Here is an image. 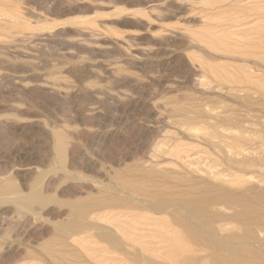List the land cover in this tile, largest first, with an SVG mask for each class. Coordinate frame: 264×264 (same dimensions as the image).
<instances>
[{"label":"rangeland","instance_id":"rangeland-1","mask_svg":"<svg viewBox=\"0 0 264 264\" xmlns=\"http://www.w3.org/2000/svg\"><path fill=\"white\" fill-rule=\"evenodd\" d=\"M256 11L264 12V0H0V184L11 181L24 195L40 178L37 188L48 199L26 210L15 206L17 194L0 196V264H53L41 248L68 219V201L98 198L110 187L128 196L109 183L117 170L161 162L175 170L182 161L225 172L208 143L214 133L241 137L247 151L263 149L264 103L255 104L263 101L252 95L247 104L203 68L254 73L263 82L264 68L200 39L207 30H240ZM182 106L194 112H172ZM224 111L239 124L220 125L214 116ZM55 132L67 137L62 165L52 149ZM247 177L264 187L262 171ZM127 208L103 205L89 220L112 231L125 254L94 230L67 238L70 249L90 264H139L131 253L140 246L130 239L143 220L131 218L150 216ZM225 228L222 234L237 232ZM169 258L162 251L154 260L171 264Z\"/></svg>","mask_w":264,"mask_h":264},{"label":"bare ground","instance_id":"bare-ground-1","mask_svg":"<svg viewBox=\"0 0 264 264\" xmlns=\"http://www.w3.org/2000/svg\"><path fill=\"white\" fill-rule=\"evenodd\" d=\"M247 9L246 6H240L242 11ZM258 22H264L263 11H256L253 16L240 22V30H207L200 39L207 41L213 48L219 47L224 53L237 56L241 62L252 60L254 67L264 68V24ZM203 69L215 79L238 89L247 104L254 103L252 95H257L259 101H263L255 104L264 103V82L256 74L245 73L235 77L232 73L212 66L207 65ZM172 112L192 114L194 109L173 107ZM214 118L224 126L239 124L238 118L227 111ZM214 135L217 140H208V143L219 155L228 174L194 169L190 163L182 161L175 165L178 168L175 170L166 168L165 165L170 164L166 162L149 168L138 166L117 170L109 177V183L128 196L116 197L110 193L114 191L110 187L108 194L97 192L100 194L98 198L86 194L85 197L68 201V219L59 223L53 229V236L42 245L41 250L47 260L53 264H86L80 254L70 249L67 238L91 230L96 231L95 236L101 242L125 254V245L112 231L100 228L89 220L103 205H127L128 210H138L150 216L143 218L142 215H136L131 218L143 220L139 228L133 229L136 232L135 238L130 239L133 244L140 246L137 252L131 253L133 261L139 264H160L154 258L162 255V251L170 255L171 264H264V187L249 185L250 178L247 177L248 170H259L262 171L264 182V147L258 152L247 151L239 147L241 143L244 147L248 144L241 137H227L218 133ZM52 139L54 158L62 165L68 150L67 137L55 132ZM39 179L31 184L29 193L24 195L19 194L11 181L0 184V196L17 194L15 206L26 210L34 204L43 206L48 199L37 188ZM219 208L230 210L231 213L222 215L218 212ZM134 224L139 225L137 222ZM230 225H235L237 232L222 234L225 227ZM67 234L73 235L67 237ZM194 248L209 253L200 257L191 253ZM89 256L92 257V254Z\"/></svg>","mask_w":264,"mask_h":264}]
</instances>
